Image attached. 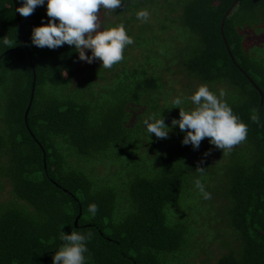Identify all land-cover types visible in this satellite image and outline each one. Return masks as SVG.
<instances>
[{"label": "trees", "instance_id": "1", "mask_svg": "<svg viewBox=\"0 0 264 264\" xmlns=\"http://www.w3.org/2000/svg\"><path fill=\"white\" fill-rule=\"evenodd\" d=\"M46 5L18 13L21 45L13 0H0V264H53L61 231L92 233L87 264H264V127L250 119L261 93L264 123V0L101 9L102 28L122 23L134 40L111 69L79 60L74 46L33 45ZM202 84L223 89L248 125L227 155L210 138L182 144L171 125L173 100L193 108ZM151 115L164 117L168 138L147 133ZM197 179L212 197L201 204Z\"/></svg>", "mask_w": 264, "mask_h": 264}, {"label": "clouds", "instance_id": "2", "mask_svg": "<svg viewBox=\"0 0 264 264\" xmlns=\"http://www.w3.org/2000/svg\"><path fill=\"white\" fill-rule=\"evenodd\" d=\"M123 3L124 0H47L48 23L33 28L31 42L37 47L49 49H56L65 44L74 46V50L79 54V60L91 64L98 59L102 62L103 68L111 69L124 59L125 48L132 45L134 40L127 34L122 23L102 28L99 13L101 9H105L111 14ZM44 4L45 0H22V6L16 11L26 18L33 14L37 6ZM136 16L142 23H147L150 12L141 9L137 11ZM3 43L10 48L13 41L5 36ZM86 50L91 51L90 56L86 55ZM225 95L223 89L217 95L207 85L202 84L188 98L194 105L193 108L186 110L181 107L184 100L180 97L173 100L172 108H179L180 118L173 119L171 125L172 127L178 125L180 131L186 133L182 144H191L194 149H199L201 142L205 138H210V144L227 155L235 146L246 141L248 125L234 114L223 99ZM250 119L258 126L264 127L256 111ZM143 124L150 136L154 134L157 139L168 138L171 128L165 124L164 117L158 119L151 115L144 119ZM196 171L203 174L205 168L198 164ZM195 187L203 199L212 198L211 193L205 190L201 179L195 181ZM98 210L99 207L95 203L89 205L88 211L93 216ZM63 227L62 225L61 228ZM59 238L64 243L55 252L53 264H87V243L92 238L90 231L87 234L78 231L67 234L61 231Z\"/></svg>", "mask_w": 264, "mask_h": 264}, {"label": "water", "instance_id": "3", "mask_svg": "<svg viewBox=\"0 0 264 264\" xmlns=\"http://www.w3.org/2000/svg\"><path fill=\"white\" fill-rule=\"evenodd\" d=\"M13 3H14V11H15L16 21H17V23H18V26H19V29H20V33H21V45H25V37H24L23 27H22L21 22H20V19H19V14H18V12L16 11V9H17V3H16V0H13ZM33 85H34V83H32V86H31L30 100H29V103H28V105H27V107H26V110H25L24 116H26V114H27V112H28V109H29V106H30V103H31L32 94H33ZM261 104H262V95H261V93H260L259 115H260V107H261Z\"/></svg>", "mask_w": 264, "mask_h": 264}, {"label": "rangeland", "instance_id": "4", "mask_svg": "<svg viewBox=\"0 0 264 264\" xmlns=\"http://www.w3.org/2000/svg\"><path fill=\"white\" fill-rule=\"evenodd\" d=\"M204 200L205 199H203L202 197H199V198L196 199V203L201 204ZM194 201H195V199H194ZM206 203H207V201L204 202V206L206 205Z\"/></svg>", "mask_w": 264, "mask_h": 264}]
</instances>
